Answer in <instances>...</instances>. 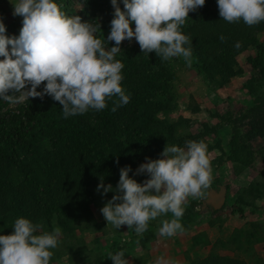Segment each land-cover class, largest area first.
I'll list each match as a JSON object with an SVG mask.
<instances>
[{
	"label": "rangeland",
	"instance_id": "rangeland-1",
	"mask_svg": "<svg viewBox=\"0 0 264 264\" xmlns=\"http://www.w3.org/2000/svg\"><path fill=\"white\" fill-rule=\"evenodd\" d=\"M15 2L0 0V21L7 37H18L22 27L23 17L13 14ZM68 2L67 16L76 15L81 22L98 24L97 38L104 41L106 49L115 46L114 41H106L115 11L111 0ZM117 6L125 10L123 0H117ZM130 26L134 29V23ZM186 27L181 26L184 35ZM256 39L250 42L228 35L224 49L229 48L225 52L229 67L220 61V56H195L190 67L182 57L167 61L158 57L143 77H136L135 89L125 91L130 96L129 103L115 113V119L122 121L120 126H132L134 133L118 139L122 154L112 143L115 149L108 155L118 161L113 169L105 166L107 161L96 164L95 180L80 192L87 210L81 213L82 220L70 221L48 198L40 216L25 213L17 206L19 190L30 178L43 184L34 186L33 193L37 195L44 192L46 184L55 186L61 177L73 180L80 174L76 175L78 166L67 158L66 148L55 147L50 137L30 141L33 145L28 153L20 152L3 165L6 177L0 178V235L11 234L19 217L43 223V230L49 233L59 228V244L51 249L50 264H113L108 253L118 251L125 253L123 258L128 264H156L158 258L169 264H264V78L253 65L259 56L264 62V32H257ZM237 42L240 47L235 46ZM138 45L133 38L131 42L122 41L120 49ZM205 46L212 54L211 43ZM203 61L205 69L197 68ZM43 87L44 83L36 90L41 92ZM113 100L118 97L107 100V107H113ZM25 101L7 102L4 110ZM78 116H89L93 121L96 114L90 109ZM250 131L260 134L251 139ZM190 140L207 145L212 179L210 187L201 189L202 195L188 196L183 203V231L171 237L159 234L162 221L173 218L170 212L150 220L142 235L126 225L115 228L105 221L100 209L115 192H98L101 179L105 186L110 184L115 189L120 169L130 166L129 177L142 183L150 177L135 174L139 165L162 158L165 146L184 148ZM127 152L131 155L126 156ZM94 160L88 158L84 164L98 161ZM22 168L28 173L22 174ZM67 193L73 197L74 189L68 188Z\"/></svg>",
	"mask_w": 264,
	"mask_h": 264
},
{
	"label": "clouds",
	"instance_id": "clouds-1",
	"mask_svg": "<svg viewBox=\"0 0 264 264\" xmlns=\"http://www.w3.org/2000/svg\"><path fill=\"white\" fill-rule=\"evenodd\" d=\"M219 16L228 23L243 21L248 26L264 21V0H216ZM114 18L110 22L105 48L97 38L98 24L81 22L79 16H67L56 0H16L14 15L23 17L18 37L4 35L0 21V99L17 103L29 97L51 96L62 106L64 118L101 111L113 100L111 111L129 103L130 96L121 86L124 64L115 59L122 41L135 38L143 53L162 60L182 57L190 67L191 40L181 26L189 12L204 6L205 0H123L124 11L111 0ZM134 23V29L130 25ZM221 41L225 39L220 36ZM11 46L9 51L8 46ZM236 47H240L239 42ZM44 83L43 91L36 89ZM30 87L26 88V86ZM16 94H19L17 97ZM162 158L142 163L135 174L146 173L149 179L138 183L129 177L130 166L120 169L115 189L98 184L102 195L115 194L100 209L105 221L115 228L126 225L142 235L150 220L171 213L162 221L161 236L183 231L180 219L188 196L202 195L210 187L212 171L203 141H186L185 147L165 146ZM118 163V161H117ZM43 223L15 219L12 233L0 235V264H50L51 249L59 244L60 229L49 233ZM125 253H108L113 264H128ZM156 264H169L158 258Z\"/></svg>",
	"mask_w": 264,
	"mask_h": 264
},
{
	"label": "trees",
	"instance_id": "trees-1",
	"mask_svg": "<svg viewBox=\"0 0 264 264\" xmlns=\"http://www.w3.org/2000/svg\"><path fill=\"white\" fill-rule=\"evenodd\" d=\"M56 3L65 14L69 13L68 0H56ZM184 24L187 25L185 35L191 40L189 47L192 51V61L194 62L195 56L200 58L208 55L220 56V61L224 62L227 67H229V55L226 57L225 52L229 51V48L224 49V44H226L225 40L228 35L241 40L257 42L256 33L264 32V21L253 26L246 25L242 20L234 23L224 21L219 16L216 0H207L204 6L189 13ZM221 35L225 37L223 41L220 39ZM208 43H211L214 49L212 54L210 47L205 46ZM203 48H206V50L202 54L200 51ZM115 59L124 64V68L121 70L123 76L122 88L125 91H133L138 85L133 81L138 76L143 77L148 66L156 64L158 56L155 52L149 54L141 52L138 45V47L133 46L122 49L116 54ZM204 63L203 61L202 64H197V68L205 69L203 67ZM253 65L260 70V75L264 78V62L260 56L254 60ZM6 103L5 100L0 99V178L6 177L4 164L10 162L20 152L28 153L33 145L29 143L30 141L35 140L37 137L46 136L54 140L55 147L66 148L67 158L78 166L76 175L80 172L78 177L76 176L73 180L68 179V176H65V178L59 176L60 181L55 186L46 184L44 192H38L37 195L33 193L34 186H42L43 184L30 178L29 182L23 184L19 190L21 199L16 202L17 206L25 213L40 216L39 213L43 214V207L44 204L46 205V199L48 198L47 201L62 211L66 217L68 216L70 221L82 220L79 217L81 213L83 215L85 212L87 213V210L83 205L84 196L80 192L83 191V187L92 184L95 180L93 175L98 169L96 167L98 162L107 161L105 166L109 169H113L117 164V161L108 155L112 149H115L111 145H113L112 143L115 144L116 149L120 151L119 154L124 153L119 148L122 144L118 142V139L123 135L133 134L134 132H131L132 126L127 129L122 128L120 126L122 121L115 119L116 111H111L112 107H106L101 111L94 110L96 116L93 121L89 116L79 117V114L64 118L62 106L48 95H44L43 99L39 97L29 99L15 108L4 110ZM248 133L251 139L260 134V132L253 131ZM130 155L129 152L126 153V156ZM88 158L89 161L94 159L98 161L84 164V161H87ZM64 160L61 159V161ZM24 173L28 172L25 168H22V174ZM47 185L48 188H46ZM68 188L74 189L73 197H70L67 193ZM65 189L66 192L64 193ZM33 194L35 196L31 198L30 195ZM79 196L81 197L75 200ZM5 205L8 206V203L5 202ZM86 216L89 217L90 214ZM87 221H90V219Z\"/></svg>",
	"mask_w": 264,
	"mask_h": 264
},
{
	"label": "water",
	"instance_id": "water-1",
	"mask_svg": "<svg viewBox=\"0 0 264 264\" xmlns=\"http://www.w3.org/2000/svg\"><path fill=\"white\" fill-rule=\"evenodd\" d=\"M220 202H221V198H219L217 201H216V203L219 205L220 204Z\"/></svg>",
	"mask_w": 264,
	"mask_h": 264
}]
</instances>
